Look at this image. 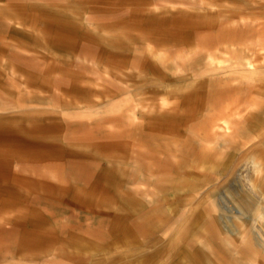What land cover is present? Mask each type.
<instances>
[{
  "label": "rangeland",
  "instance_id": "obj_1",
  "mask_svg": "<svg viewBox=\"0 0 264 264\" xmlns=\"http://www.w3.org/2000/svg\"><path fill=\"white\" fill-rule=\"evenodd\" d=\"M0 264H264V0H0Z\"/></svg>",
  "mask_w": 264,
  "mask_h": 264
},
{
  "label": "crops",
  "instance_id": "obj_2",
  "mask_svg": "<svg viewBox=\"0 0 264 264\" xmlns=\"http://www.w3.org/2000/svg\"><path fill=\"white\" fill-rule=\"evenodd\" d=\"M2 8H3V6H2ZM252 164H253V167H254V168H253V169H254V171H256V172H257V171L260 169V168H259L260 166H259V165H258L256 162H254V161L252 162ZM234 204H237V203H236V202H234Z\"/></svg>",
  "mask_w": 264,
  "mask_h": 264
}]
</instances>
